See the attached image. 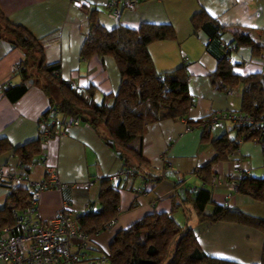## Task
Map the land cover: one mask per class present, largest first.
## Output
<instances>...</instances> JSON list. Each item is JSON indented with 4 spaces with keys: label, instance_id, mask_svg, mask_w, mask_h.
<instances>
[{
    "label": "crops",
    "instance_id": "0c3cea01",
    "mask_svg": "<svg viewBox=\"0 0 264 264\" xmlns=\"http://www.w3.org/2000/svg\"><path fill=\"white\" fill-rule=\"evenodd\" d=\"M107 1L0 0V13L8 23L24 28L41 43L43 64H57L58 76L72 89L92 88L97 104L104 96L117 92L120 76L111 57L94 56L87 60L80 57L89 29V12L94 10L107 29L121 25L138 30L145 23L171 26L175 37L149 45L148 53L159 73L185 69L192 105L185 119L148 125L129 144L135 152L119 148L101 127H94L85 117H78V125L66 127L62 135L46 140L42 146L43 159L31 168L28 177L31 182L45 181L47 169L54 168L62 188L46 189L39 195L36 206L39 216L51 218L64 203L75 218L97 213L102 181L110 182L109 177L128 164L135 176L126 180L118 192V213L112 223L89 235V258L106 255L117 232L152 213H166L178 224L192 229L207 256L240 264H259L264 247L263 232L239 223L199 222L186 199L189 191L203 185L194 171L216 156L211 140L223 134L230 140L236 138L232 126L223 122L219 128L205 131L208 139L204 140L203 129L195 126L196 122L216 112L240 111L244 90L240 85L232 88L234 93L228 96L212 86L209 76L216 69L219 47L204 32L193 30L191 17L203 10L217 19L226 28L222 40L227 44L232 41L234 31H242L250 32L257 43L264 45V0H140L133 8L122 9L117 20L108 17ZM3 22L0 20V139H5L14 149L37 138L39 120L48 110L49 100L38 85H30L14 102L4 94L6 86L20 81L17 73L24 54L3 37ZM230 61L238 65L233 69L234 74H264V56L252 57L247 47L233 52ZM29 73L38 80L43 79L36 68H30ZM236 160H240L245 175L264 179V148L253 140L243 141L234 156L230 154L227 160L212 166L213 176L207 184L212 201L264 221V202H256L227 185L240 178L232 171ZM167 162L170 165H165ZM0 167L17 176L21 173L13 150L0 155ZM139 174L160 176L161 180L148 191L138 193ZM110 185L113 186L111 182ZM10 188L32 191L23 182H16ZM10 188L0 184V209ZM210 210L207 207L206 211ZM0 264L8 263L0 261Z\"/></svg>",
    "mask_w": 264,
    "mask_h": 264
},
{
    "label": "trees",
    "instance_id": "16d2710c",
    "mask_svg": "<svg viewBox=\"0 0 264 264\" xmlns=\"http://www.w3.org/2000/svg\"><path fill=\"white\" fill-rule=\"evenodd\" d=\"M0 20L4 21L1 29L3 37L24 54L17 73L20 81L6 86L4 94L14 102L24 95L30 85L40 86L48 96L49 108L39 123L49 126V138L57 135L60 120L85 117L94 127H101L119 148L135 152L129 144L142 135L148 125L187 117L192 98L185 69L180 67L159 73L148 53L149 45L175 37L171 26L145 23L138 30L121 25L107 29L100 23L94 10L89 12V29L80 48V57L84 60L94 56L111 57L117 64L120 76L117 92L104 96L97 104L92 88L74 90L58 76L57 64H43L42 45L30 33L8 23L1 13ZM190 22L194 31L204 32L219 47L216 69L209 76L212 86L221 92L244 86L240 111L252 117L264 114V74H234L233 69L238 65L230 61L231 48L235 52L240 47H247L252 57L260 58L264 56V45L257 43L250 32L242 31H234L232 41L225 43L222 34L226 28L203 10L194 14ZM30 68H36L43 79L38 80L29 73ZM51 110L55 112L53 115L50 114ZM209 124L210 118H207L196 122L195 126L208 127ZM191 125L189 122V127ZM231 128L237 140H230L227 134L211 140L216 156L194 171L203 185L189 191L186 200L191 203L199 222L239 223L264 233V221L237 208L216 205L207 186L213 176L212 166L227 160L238 149L239 140H253L264 148V132L250 133L247 128ZM205 131L202 138L207 140ZM44 139L40 126L35 140L14 149L5 139H0V155L13 150L20 166L25 167L29 174L31 168L43 159ZM125 168L131 167L125 164ZM235 181L238 193L256 202H264V179L244 174ZM31 195L29 189H9L0 209V229L12 227L11 213L24 210L29 205ZM98 202L100 210L97 213L77 218L80 230L87 235L103 230L118 213L119 194L108 180L102 181ZM207 207L211 208L210 212L206 211ZM106 258L109 264H240L207 256L200 249L192 229L178 224L166 213H152L117 232ZM259 264H264V247Z\"/></svg>",
    "mask_w": 264,
    "mask_h": 264
},
{
    "label": "built area",
    "instance_id": "2783aa9c",
    "mask_svg": "<svg viewBox=\"0 0 264 264\" xmlns=\"http://www.w3.org/2000/svg\"><path fill=\"white\" fill-rule=\"evenodd\" d=\"M78 3V0H72ZM140 0H108L106 3L107 15L112 20L120 17L122 9H130L139 3ZM231 52L234 50L231 48ZM184 62L187 58L184 57ZM17 70L18 68H14ZM14 70V71H15ZM234 93L228 90V96ZM53 110L50 114H54ZM210 124L208 127L201 125L203 130L217 129L223 122L229 123L233 127L247 128L250 133L264 132V114L259 117H252L241 111L216 112L210 115ZM51 125L53 122L50 123ZM59 131L56 136L63 134V130L68 126H77L78 120H60ZM44 140L49 139V126L39 123ZM189 130V127H188ZM242 140H239V144ZM236 151L232 153V156ZM165 160V159H163ZM165 165H170L168 162ZM20 175L9 171L7 168L0 167V184L11 187L16 182H23L30 185L32 195L29 205L22 211H13L12 227L0 229V261L8 264H109L106 255L97 258H89L87 250L89 247V235L80 230L77 218L73 217L68 211L67 204L51 218L43 219L37 211V200L39 195L46 189L60 190L62 184L56 177L54 168L47 169V179L42 182H31L25 167L20 166ZM232 171L244 175L240 160L233 162ZM135 173L130 168H123L121 171L109 177L113 188L119 192L124 188L125 181L130 180ZM141 181V187L137 189L138 193H143L155 186L160 176L152 177L143 174L138 175ZM162 177V176H161ZM214 185V182L211 186ZM230 189L236 191L237 183L231 180L227 183ZM112 223V222H110ZM104 226L107 228L110 224ZM16 233L13 234L12 231Z\"/></svg>",
    "mask_w": 264,
    "mask_h": 264
}]
</instances>
